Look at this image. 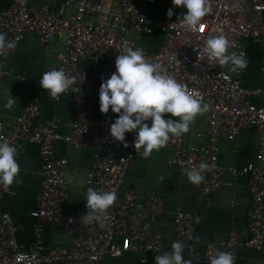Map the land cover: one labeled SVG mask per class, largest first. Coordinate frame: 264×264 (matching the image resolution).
<instances>
[{
    "label": "built area",
    "instance_id": "obj_1",
    "mask_svg": "<svg viewBox=\"0 0 264 264\" xmlns=\"http://www.w3.org/2000/svg\"><path fill=\"white\" fill-rule=\"evenodd\" d=\"M58 0H9L0 8V32L16 42L14 50L0 51V79L5 75L6 58L28 38L35 37L46 45L64 35L63 48L57 59L58 68L75 77L72 89L61 96L69 97L70 121L68 133L62 135L53 122L35 123L39 116L37 99L32 100L14 123L6 126L0 116V140H7L19 148L23 142L38 148L41 179L35 209L29 216L33 224V241L27 249L16 240L17 228L2 203L15 196L12 186L0 185V264H58L80 262L99 264L106 256L118 258L129 252L148 254L155 258L169 251L174 241L188 249L193 260L189 240L200 217L180 208L173 213L172 242L166 243L155 221L163 212L162 201L157 197L141 200L139 194L124 187L132 161L140 154L133 147L135 133L129 132L125 142L115 141L109 133L114 121L97 114L99 88L81 71L86 60H96L106 53L118 56L127 48L142 50L144 56L158 61L187 90L198 92L208 104L206 112V142L197 147H183L182 136H170L165 146L172 152L170 165L178 171L179 182H189L187 172L198 168L201 162L209 164L204 180L195 187L201 197L216 193L223 185L224 175L232 181L245 179L250 194V206L244 229L231 227L226 237L205 246L204 256L198 264H209L218 251L231 252L234 262L242 249L264 255V105L252 98L264 96V86L256 89L242 87L239 74L209 61L204 44L209 36L224 34L230 41L229 51L245 49L241 40L260 44L262 49L260 71L264 78V0H209L211 11L202 18V30L186 31L177 20L156 19L146 16L148 6L155 0H144L136 6L134 0H120V16L102 23L88 22V16L102 12V5L94 0H59L65 8L73 10L63 16L50 9ZM35 2L38 5H35ZM163 34L160 49L149 52L141 43L143 36L153 31ZM134 34V39L130 37ZM115 67H103L106 79ZM57 102V101H53ZM259 132L257 152L253 162L243 167L225 168L219 163L221 140L232 141L243 129ZM61 142L75 149L88 150L92 163L86 175L84 188L113 191L116 200L107 210L105 226L96 222L85 224L82 215L86 207L73 209L69 204L68 186L64 180L67 166L65 158L54 154L55 144ZM141 152V149L139 150ZM53 225L71 237L68 249L45 250L43 231ZM140 263H144L141 260ZM193 264L197 261L193 260Z\"/></svg>",
    "mask_w": 264,
    "mask_h": 264
},
{
    "label": "crops",
    "instance_id": "obj_2",
    "mask_svg": "<svg viewBox=\"0 0 264 264\" xmlns=\"http://www.w3.org/2000/svg\"><path fill=\"white\" fill-rule=\"evenodd\" d=\"M99 2L103 10L95 16H88L86 21L102 23L105 20L120 16V0H94ZM144 0H134L136 6ZM35 5L38 3L35 2ZM173 8L174 15L167 16L168 9ZM55 13L65 17L73 12L65 8L58 0L50 5ZM186 10L183 7L173 6L172 0H155L148 6L146 16L156 19L177 20ZM134 34L130 37L134 39ZM64 35H59L52 42L41 45L35 37L28 38L18 48L9 54L4 63L5 75L0 79V116L6 126L14 123L24 108L34 99H37L39 116L35 123L53 122L57 131L62 135L68 133L70 121L69 97L61 96L53 102L48 93L39 85V80L45 71L58 68V55L62 51ZM140 43L152 53L157 52L163 43V34L155 30L151 35L143 36ZM240 46L245 49L247 68L241 71L239 80L246 89L262 88L264 78L260 71L262 49L260 44L241 40ZM117 56L109 52L96 60H86L80 65L81 71L94 84L100 86L103 67H115ZM228 70V68H227ZM229 71V70H228ZM230 72V71H229ZM16 98L13 108L8 110L2 107L6 94ZM256 104L264 105V96L252 98ZM97 114L101 118L110 119L118 115L111 112L102 114L97 102ZM170 114H165L167 117ZM173 119H177L173 117ZM206 113L197 115L190 131L182 136L183 147H197L206 142ZM129 133H126V136ZM259 132L252 129H243L232 141L221 140L219 145V163L225 168H241L253 162L257 152ZM18 162L20 164L19 183H13L15 196L6 199L2 206L14 222L17 233L16 240L22 248L27 249L33 241V224L35 221L29 213L35 209L36 199L40 192L41 179L38 175L40 158L38 148L34 144L23 142L19 148ZM143 149H141V152ZM54 154L58 158H65L67 166L64 170V180L68 186L70 207L73 209L86 207V190L84 182L92 163V154L88 150L75 149L71 145L58 142L54 147ZM172 152L166 147L153 151L149 158L137 156L129 166L124 187L135 190L141 200L150 197L159 198L164 206L163 212L156 218V225L165 242L168 244L174 238L173 213L180 208L194 212L200 217V222L192 233L189 244L193 249V260L201 261L205 246L212 242L224 239L230 228L235 226L244 229L247 212L250 206V194L245 179L232 181L224 175L223 185L214 194L201 197L190 182H179L178 171L169 164ZM71 237L60 232L53 225H45L43 231V246L45 250L68 249L71 246ZM185 259L189 258L188 249L184 250ZM144 260V263H140ZM58 264H86L80 262H61ZM99 264H155L153 256L139 252H129L121 257L106 256ZM235 264H264V255L248 249H242L237 255Z\"/></svg>",
    "mask_w": 264,
    "mask_h": 264
},
{
    "label": "clouds",
    "instance_id": "obj_3",
    "mask_svg": "<svg viewBox=\"0 0 264 264\" xmlns=\"http://www.w3.org/2000/svg\"><path fill=\"white\" fill-rule=\"evenodd\" d=\"M173 6L183 7L186 11L177 17V22L186 31L202 30L201 20L211 11L209 0H172ZM174 15L173 8L167 16ZM230 41L224 34L209 36L204 44L208 60L216 61L221 67H227L234 74L247 68L248 61L243 52H230ZM16 42L8 40L0 32V51L14 50ZM115 71L108 77H101L99 88V111L107 114L109 109L118 114L110 124L109 133L115 141L125 142L126 133L134 132L133 147L144 158L153 151L165 147L170 136L181 137L190 131L197 115L209 109L198 92L187 90L163 68L158 61L146 58L141 49L127 48L114 60ZM75 84V77L67 74L63 68L45 71L39 85L51 100L59 101ZM79 88L72 89L78 92ZM16 103L10 93L6 94L4 109H12ZM165 114H170L167 117ZM173 117L177 119H173ZM124 147H128L125 142ZM143 149L142 152L139 150ZM19 151L7 140H0V185L6 189L19 183ZM209 164L201 162L198 168L187 172V179L196 185L204 180L203 173L209 170ZM86 212L81 216L85 224L96 222L105 226L107 210L116 200L113 191H101L89 187L86 192ZM155 264H193L185 259L184 245L179 241L171 244L169 251L155 256ZM198 264V261H197ZM209 264H235L231 252L218 251Z\"/></svg>",
    "mask_w": 264,
    "mask_h": 264
},
{
    "label": "trees",
    "instance_id": "obj_4",
    "mask_svg": "<svg viewBox=\"0 0 264 264\" xmlns=\"http://www.w3.org/2000/svg\"><path fill=\"white\" fill-rule=\"evenodd\" d=\"M7 1L9 0H0V8H2Z\"/></svg>",
    "mask_w": 264,
    "mask_h": 264
}]
</instances>
